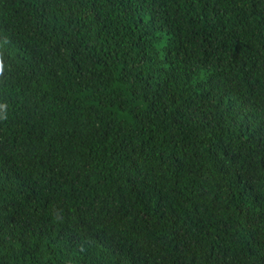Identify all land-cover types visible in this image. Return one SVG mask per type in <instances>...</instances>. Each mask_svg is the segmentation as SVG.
Here are the masks:
<instances>
[{"label": "trees", "instance_id": "16d2710c", "mask_svg": "<svg viewBox=\"0 0 264 264\" xmlns=\"http://www.w3.org/2000/svg\"><path fill=\"white\" fill-rule=\"evenodd\" d=\"M0 264H264V0H0Z\"/></svg>", "mask_w": 264, "mask_h": 264}]
</instances>
